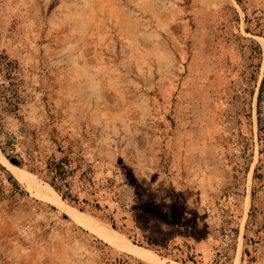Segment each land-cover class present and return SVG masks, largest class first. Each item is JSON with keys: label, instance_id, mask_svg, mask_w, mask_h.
<instances>
[{"label": "rangeland", "instance_id": "1", "mask_svg": "<svg viewBox=\"0 0 264 264\" xmlns=\"http://www.w3.org/2000/svg\"><path fill=\"white\" fill-rule=\"evenodd\" d=\"M0 115V264H264V0H0Z\"/></svg>", "mask_w": 264, "mask_h": 264}, {"label": "bare ground", "instance_id": "2", "mask_svg": "<svg viewBox=\"0 0 264 264\" xmlns=\"http://www.w3.org/2000/svg\"><path fill=\"white\" fill-rule=\"evenodd\" d=\"M6 160V159H5ZM7 165L9 166L11 172L21 181H23L25 184H27V187H30L31 189L35 190V194H37L39 197L52 202L53 204H58L60 206H63L73 217V219L90 229H93L95 233H97L101 238H103L105 241L121 247L123 249L130 251V253H134L140 257L149 259L151 255L144 249L137 247L128 241H126L120 234L116 233L114 230H107L99 226L93 219L90 217L80 213V211L73 210L69 208L68 206L64 205V203L61 202V199L59 198V195L50 188L49 185H39L36 184L35 181L32 179V176L30 174L24 172L22 169H20L18 166L10 163L8 160H6ZM153 260V259H152ZM151 260V261H152Z\"/></svg>", "mask_w": 264, "mask_h": 264}, {"label": "trees", "instance_id": "3", "mask_svg": "<svg viewBox=\"0 0 264 264\" xmlns=\"http://www.w3.org/2000/svg\"><path fill=\"white\" fill-rule=\"evenodd\" d=\"M6 110L12 111L14 109H11V107H7ZM1 149L2 151H4V145L3 146L1 145ZM6 157L10 163L16 166L21 165V162L16 157L10 156L8 154H6ZM46 170L52 172L49 179L50 180L49 183L52 186V189H54L57 193H59L63 199L66 198L76 202L78 199L76 195L71 192V187L69 183L62 181L63 176L69 172V169L66 167L65 164L62 163V160H55V159L49 160L46 166ZM143 236L147 238V244L150 243L151 238L145 235Z\"/></svg>", "mask_w": 264, "mask_h": 264}]
</instances>
